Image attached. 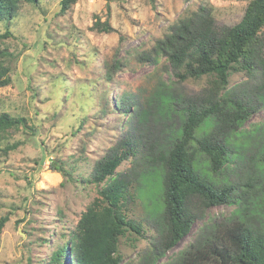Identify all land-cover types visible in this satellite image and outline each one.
Masks as SVG:
<instances>
[{
	"label": "rangeland",
	"instance_id": "rangeland-1",
	"mask_svg": "<svg viewBox=\"0 0 264 264\" xmlns=\"http://www.w3.org/2000/svg\"><path fill=\"white\" fill-rule=\"evenodd\" d=\"M250 1L78 0L66 14L60 11V0L21 3L15 19L2 28L3 33L9 29L10 35L0 40L2 59L9 62L12 79L0 90V115L8 112L27 119L26 128L11 131L0 141V218H9L0 236V264H54L58 247L68 242L100 191V186L88 181L89 168L78 167L72 179L55 165L62 163L69 170L75 156L83 165L92 166L125 136L131 115L120 110L118 102H123L124 94L151 113L146 147L153 138L178 127L180 112L175 110L176 115L166 118L164 98L188 101L207 97L206 78H187L165 56L156 62L150 57L170 27L201 7L211 11L218 29L233 26L241 21ZM106 23L111 32L103 30ZM230 80L232 92L256 107L244 134L247 140L258 141L253 134L264 132V105L259 99L264 70L260 68L253 77L237 72ZM84 85L90 97L79 98ZM1 144L18 146L7 152ZM257 148L253 144L244 155L247 161L236 160L223 176L233 182L247 181L253 191L257 189L256 195H247L248 218L253 225H264V210L255 216L251 204L260 201L258 205L264 207V177L254 169ZM154 150L157 156L159 152ZM146 151H139L135 165L126 161L119 171L141 169ZM142 185L139 192L130 189L134 196L126 212L142 223V236L128 233L121 238L120 264H150L151 244L158 239L153 219L164 207L162 169L150 168ZM202 215L190 234L157 264H173L176 254L208 226L223 224L240 211L238 205H220ZM61 262L73 264L71 255H63Z\"/></svg>",
	"mask_w": 264,
	"mask_h": 264
},
{
	"label": "trees",
	"instance_id": "trees-1",
	"mask_svg": "<svg viewBox=\"0 0 264 264\" xmlns=\"http://www.w3.org/2000/svg\"><path fill=\"white\" fill-rule=\"evenodd\" d=\"M42 1L48 0H0V40L10 35L9 29L3 33L2 28L15 19L21 3ZM77 2L60 0L61 13H68ZM103 30L111 32L112 28L106 23ZM3 53L0 52V90L12 83L11 66L2 59ZM164 56L173 66L182 68L183 76L206 78L207 97L188 101L164 98L166 118L176 115L175 110L180 112L178 127L153 138L146 147L144 138H149L146 131L151 113L124 94L123 102L118 104L121 111L131 115L125 136L92 166L83 165V160L75 156L69 170L62 163L55 165L57 171L72 179L75 177L72 172L78 167L89 168L88 181L100 186V191L70 233L68 242L58 247L52 258L54 264H62L63 255L68 253L73 264H120L121 238L128 233L142 236L143 230L142 223L130 219L126 213L134 196L130 189L139 192L143 177L154 166L163 171L164 207L153 219L158 239L151 244L150 264H157L174 250L204 211L220 205H238L240 215L226 218L223 224L208 226L192 244L176 254L173 264H264L263 222L253 225L248 218L251 208L247 195L250 192L256 195L257 189L253 191L254 186L247 181L233 182L223 176V171L236 160L246 162L245 153L256 144L259 158L254 169L259 177H264V132L253 134L259 138L255 142L247 140L244 134L256 107L233 93L230 85V77L237 72L253 77L260 68L264 70V0H251L239 23L220 29L205 7L185 14L150 54L155 62ZM112 74L111 70L107 72L111 80ZM80 97H90L87 85L80 88ZM259 99L264 105V88ZM181 103L186 105L182 107ZM22 127H27L26 118L2 113L0 141ZM154 145L159 152L157 156ZM17 146L8 144L3 148L10 151ZM146 148L147 157L143 155L141 169H133L132 173L119 171L124 162L133 161ZM261 193L264 196V191ZM259 203L251 202L255 216H261L264 210ZM8 221L7 216L0 218V236Z\"/></svg>",
	"mask_w": 264,
	"mask_h": 264
}]
</instances>
